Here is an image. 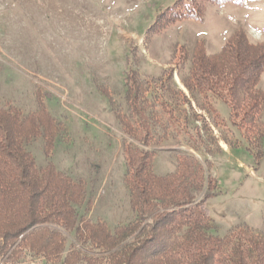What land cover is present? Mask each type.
<instances>
[{"label": "rangeland", "instance_id": "374dc122", "mask_svg": "<svg viewBox=\"0 0 264 264\" xmlns=\"http://www.w3.org/2000/svg\"><path fill=\"white\" fill-rule=\"evenodd\" d=\"M191 1L0 0V100L25 113L43 103L63 131L50 156L43 138L29 151L39 167L51 162L83 180L93 200L90 217L114 229L135 218L124 181V148L136 142L117 120V112L134 120L126 100L127 75L133 76L130 83L141 85L147 101L155 173H175L183 153L211 164L219 183L208 200L216 234L224 237L241 226L262 232L264 142L249 145L230 107L213 99L221 115L216 120L202 96L183 83L191 58L184 68L177 60L182 48L192 57L197 44L218 54L238 31L264 43V0L222 5L197 0L205 6L203 21L163 26L171 8ZM260 88L264 91V74Z\"/></svg>", "mask_w": 264, "mask_h": 264}, {"label": "trees", "instance_id": "16d2710c", "mask_svg": "<svg viewBox=\"0 0 264 264\" xmlns=\"http://www.w3.org/2000/svg\"><path fill=\"white\" fill-rule=\"evenodd\" d=\"M211 4H243L247 0H207ZM253 1V0H252ZM205 6L197 0L168 11L164 27L183 20L203 21ZM191 69L184 85L198 92L216 120L214 100L230 107L231 120L249 145L264 142V43L236 32L220 53L209 55L197 44L192 57L184 48L177 60ZM127 75L126 100L134 120L117 112L131 143L124 148L135 218L110 228L92 219L93 200L83 180L59 171L51 162L39 167L29 146L43 138L47 155L63 131L42 102L25 113L0 100V264H264V231L234 228L221 237L208 209L218 181L194 155L178 156L173 174L159 176L157 151L141 85ZM132 82V81H131ZM165 111L169 106L162 103ZM171 113V111H170ZM172 116V115H170ZM261 154H257V157ZM83 208V213L81 209ZM72 237V241H71Z\"/></svg>", "mask_w": 264, "mask_h": 264}]
</instances>
